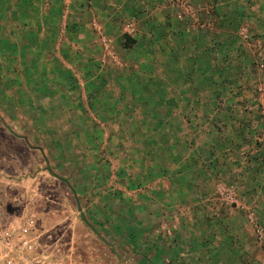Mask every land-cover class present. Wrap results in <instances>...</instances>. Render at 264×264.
I'll return each instance as SVG.
<instances>
[{
    "label": "crops",
    "instance_id": "crops-1",
    "mask_svg": "<svg viewBox=\"0 0 264 264\" xmlns=\"http://www.w3.org/2000/svg\"><path fill=\"white\" fill-rule=\"evenodd\" d=\"M187 1L196 21L169 0L0 1L7 68L14 79L22 72L20 85L7 84L22 90L9 104L23 106L30 131L54 138L41 149L81 178L72 191L93 202V216L105 221L119 201L117 247L127 255L117 264H264L245 212L213 192L234 184L264 228V148H243L236 123L255 127L264 0ZM98 32L117 63L103 59Z\"/></svg>",
    "mask_w": 264,
    "mask_h": 264
},
{
    "label": "rangeland",
    "instance_id": "rangeland-1",
    "mask_svg": "<svg viewBox=\"0 0 264 264\" xmlns=\"http://www.w3.org/2000/svg\"><path fill=\"white\" fill-rule=\"evenodd\" d=\"M4 13L5 9L0 8V50H2L0 52V227L18 221L20 213L27 211L34 216L33 235L44 250V254L51 258L52 264H117L120 257L127 255L123 249L117 247L119 201L110 202L112 214L105 221L102 217L93 216V202L85 198L84 194L82 197L76 193L73 196L70 190H74L73 186L81 183V178H78L77 184L70 167L62 171L58 166L60 163L55 161V155L50 152L43 153L44 149L41 148H54V138L41 137L36 135V131H30L28 121L24 120L23 106L20 105V109H17L15 104H9L13 100L11 93L17 96L22 90L18 87L13 92L7 84L10 81L16 84L21 82L22 72H18L16 67V79H14L12 77L14 75L10 74L7 68L8 61L13 62L14 57L7 53L11 50L7 36L9 16ZM15 58L18 64L22 60L21 55ZM19 65L21 66V63ZM261 69L262 66L259 65L257 69L254 67L256 84L254 83L252 90L254 97L252 103L253 115L256 118L255 127L250 130L249 121H236L243 148H247V140L249 146L253 142L254 148H264V118L256 101V87L263 82L260 79L264 78ZM144 92H146L144 96L149 98V90ZM11 106H14V111ZM133 107L135 106H131ZM239 107L242 111L251 113L250 108L247 109L245 106H238L236 110H239ZM139 109L149 113L150 105L136 106V110ZM66 139L69 140L64 137L57 138L58 142L64 143ZM50 143L52 146H48ZM77 158V153L74 155L68 153L67 157H64L65 162L69 159L76 160L73 161L75 166L78 165ZM255 173L257 174V171ZM112 176L114 177L113 174ZM113 177L111 192H115L118 186V181ZM70 180L74 182L71 183ZM219 184L221 183L214 185L213 192ZM233 185L224 186L231 187L232 190ZM85 188L83 186L81 190ZM240 200L245 207L256 209L255 202Z\"/></svg>",
    "mask_w": 264,
    "mask_h": 264
},
{
    "label": "built area",
    "instance_id": "built-area-1",
    "mask_svg": "<svg viewBox=\"0 0 264 264\" xmlns=\"http://www.w3.org/2000/svg\"><path fill=\"white\" fill-rule=\"evenodd\" d=\"M187 17L196 21V13L187 0H169ZM99 33V32H98ZM240 34L245 39V28L240 29ZM103 59L110 63H117V58L112 49V41L103 33L97 35ZM256 101L260 114L264 117V81L256 87ZM218 200L228 207L245 212V221L251 226L255 242L264 246V228L259 224L254 211L245 207L232 190L222 184L215 187ZM33 214L22 211L18 221H13L0 227V264H52L51 258L45 255L34 231Z\"/></svg>",
    "mask_w": 264,
    "mask_h": 264
},
{
    "label": "water",
    "instance_id": "water-1",
    "mask_svg": "<svg viewBox=\"0 0 264 264\" xmlns=\"http://www.w3.org/2000/svg\"><path fill=\"white\" fill-rule=\"evenodd\" d=\"M71 190V192H72V195L74 196L75 194H74V192L72 191V189H70ZM76 207H77V210H78V206H77V202H76ZM90 228V227H89ZM90 230L93 232V233H95L94 232V230H92L91 228H90ZM96 234V233H95Z\"/></svg>",
    "mask_w": 264,
    "mask_h": 264
}]
</instances>
